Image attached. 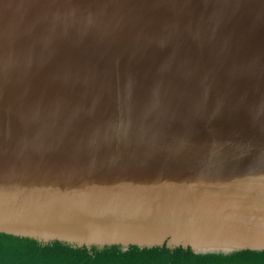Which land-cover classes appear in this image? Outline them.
<instances>
[{
    "label": "water",
    "instance_id": "1",
    "mask_svg": "<svg viewBox=\"0 0 264 264\" xmlns=\"http://www.w3.org/2000/svg\"><path fill=\"white\" fill-rule=\"evenodd\" d=\"M0 232L264 251V0H0Z\"/></svg>",
    "mask_w": 264,
    "mask_h": 264
},
{
    "label": "trees",
    "instance_id": "2",
    "mask_svg": "<svg viewBox=\"0 0 264 264\" xmlns=\"http://www.w3.org/2000/svg\"><path fill=\"white\" fill-rule=\"evenodd\" d=\"M0 264H264V251L243 250L232 254H196L167 246L122 250L73 247L59 241L41 244L28 237L0 232Z\"/></svg>",
    "mask_w": 264,
    "mask_h": 264
}]
</instances>
